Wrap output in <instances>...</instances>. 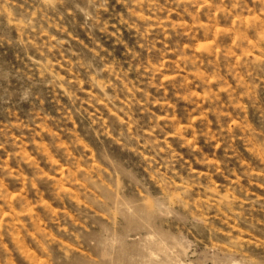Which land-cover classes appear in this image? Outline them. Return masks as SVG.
<instances>
[{
	"label": "rangeland",
	"instance_id": "rangeland-1",
	"mask_svg": "<svg viewBox=\"0 0 264 264\" xmlns=\"http://www.w3.org/2000/svg\"><path fill=\"white\" fill-rule=\"evenodd\" d=\"M100 3L0 0V264H144L153 236L182 248L184 264H264V3L211 0L193 14L161 9V18L193 27L198 15L191 50L184 48L187 37L172 33L167 40L157 29L155 48L139 47L146 42L129 26L131 0H108L107 12H97ZM153 6L145 0L143 14ZM178 45L188 51L187 67ZM110 65L122 70L127 88ZM109 81L110 95L95 106L83 103L90 90L102 95L97 85ZM132 88L141 89L126 109L135 126L111 114ZM189 90L211 93L221 114L220 122L201 116L197 129L218 132L223 123L229 130L219 149L201 136L196 153L171 140L199 169L207 166L197 157L220 162L219 172L212 168L218 202L211 222L170 204L140 175L133 159L139 156L127 147L136 144L129 132L142 146L151 113L164 114L151 100L175 105L184 122L197 115L198 105L181 99ZM146 99L150 111L135 102ZM94 111L111 136L99 134Z\"/></svg>",
	"mask_w": 264,
	"mask_h": 264
},
{
	"label": "clouds",
	"instance_id": "clouds-1",
	"mask_svg": "<svg viewBox=\"0 0 264 264\" xmlns=\"http://www.w3.org/2000/svg\"><path fill=\"white\" fill-rule=\"evenodd\" d=\"M154 6L147 9L148 15L143 13L146 11L144 8L145 0H131L132 7L128 9L130 15L135 18V22L131 23L129 26L132 27L137 34L140 36V39L146 43H141L139 47L144 48L147 45H151L152 48H155L157 39H150L152 37V32L154 29L159 30V34H162L165 39L170 40L172 38V33L177 35H183L187 37L188 44H185L184 48L191 50L195 42V34L201 27L198 23L197 15V25L193 27L192 25H184L176 23L168 19L167 17L161 18L158 14L161 9L171 15L170 6H174L177 9H183L184 12L189 14L198 13V10L204 7H209L211 0H165L164 4H156L155 0H149ZM261 3H264V0H260ZM107 3L108 0H101V3L97 7V12H107ZM243 3V0H235L237 7H240ZM194 9V11H193ZM179 14V13H177ZM153 16H155L153 22ZM141 20L144 22L141 23ZM120 23H129L123 17H121ZM264 23V21H262ZM112 27H115L113 24ZM108 28L107 22H105L104 27L101 28V31H106ZM119 32V29H117ZM112 35H117V33H111ZM28 43L32 44V40H29ZM203 45L200 49L202 50ZM151 50V49H149ZM161 50V51H165ZM177 53L181 57V61L184 63L185 67L190 63L188 58V51L181 49L179 45L176 48ZM98 54V53H97ZM133 58H137L139 53L133 52ZM107 70L120 80L121 83L125 84L127 88V83L123 80L121 76V69H117L114 66H107ZM175 71V69H173ZM124 75H127L125 73ZM64 77H60L59 80H63ZM95 80V77H92ZM166 81L170 80L171 77L165 76ZM130 83V81L128 82ZM107 87L99 88V93L89 91L90 99L83 101V103L89 104L91 102L92 106H95L99 103V100L106 98L110 95L107 92L108 87L115 88V85L109 81L105 83ZM153 87H162L163 85H158L153 83ZM60 87L64 90L63 85ZM141 91V89H131V95L125 99L123 107L117 108L116 105L112 104L111 114L115 115L117 120H122L125 124H130L135 126L136 121L133 119L130 110L126 109L131 108L132 102L135 100V92ZM199 96V100L194 99ZM145 97H148V93L145 92ZM181 99L189 102L195 103L198 105L197 112L198 114L193 116L189 114L187 122L182 121L175 113V105L169 104L166 100L161 104V100H151V103H155L162 107V115H157L155 112L151 113V122L152 127L146 133L148 137L144 140L143 145L139 144L140 137L137 134L131 132L128 133L129 141H136L134 146L131 143L127 144V147H133V150L138 154L137 157L133 159L138 160L140 167L137 171L145 179V181L151 185L159 187L161 192L167 195L168 201L173 206L179 204L182 209L188 212L190 215L198 214L201 219L207 220L209 222L213 221L212 209L217 205L218 195L213 193V189L217 187L213 177L215 173L212 171V168L215 167L216 172L220 171L219 164L220 162L214 158H210L207 155H204L203 159L199 157L195 158V163L197 165L207 166V170H202L194 166L192 161L188 160L182 151H179L172 143L171 140L178 139L182 143L180 148L189 149L192 153L201 151L199 145V138L201 136L206 137V142H211L215 139V147L219 149L221 147V142L224 141L225 134H228V128L225 124H220V131L212 132L210 129L204 127L202 130H198L196 127V121L201 119L203 116L204 120L207 119L208 114L211 113L216 116L217 122H220L221 114L218 111V105L215 104L216 97L209 92H205L203 95H200L196 92L188 91L187 95L181 96ZM95 101V103H93ZM137 104H141L145 111H150L146 107L148 100L145 101H135ZM204 106L207 107V110H204ZM172 109V111H168ZM123 113V117H127V120H123L119 114ZM90 115L95 116L96 119L94 123L100 124V129L102 131L100 135L111 136V130L108 124L104 122L103 115H97L94 111ZM203 122V120H202ZM157 132L161 135H157ZM191 132V135L188 133ZM114 140H118L121 145L125 144V140L119 137H112ZM144 149L147 151L145 152ZM89 151H94L89 148ZM146 157V159H145ZM154 241L152 245L146 250L144 255V264H184L186 253L182 248H180L174 241L169 243V241L162 236L157 238L155 236L151 237Z\"/></svg>",
	"mask_w": 264,
	"mask_h": 264
}]
</instances>
